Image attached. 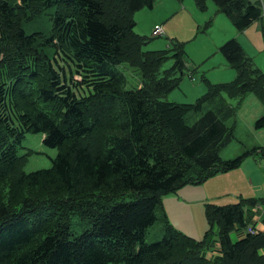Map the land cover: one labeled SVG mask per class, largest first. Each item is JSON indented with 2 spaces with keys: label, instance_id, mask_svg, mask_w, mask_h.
Segmentation results:
<instances>
[{
  "label": "trees",
  "instance_id": "obj_1",
  "mask_svg": "<svg viewBox=\"0 0 264 264\" xmlns=\"http://www.w3.org/2000/svg\"><path fill=\"white\" fill-rule=\"evenodd\" d=\"M207 1L196 4L203 10ZM212 1L239 33L255 22L264 32L260 1ZM156 2L0 0V264H264V230L254 222L258 215L264 223L263 197L206 203L201 240L176 229L163 206L165 196L235 170L260 151L224 160L235 139L227 119L215 110L192 125L186 118L221 93L255 92L264 103V73L234 38L219 48L236 71L233 82L209 85L195 103L166 101L189 66L180 43L143 50L149 39L136 33L135 14ZM49 9L50 35L26 34L23 22ZM169 59L174 64L161 76ZM66 67L76 86L75 72L82 76L86 95L69 85ZM255 128H264V115ZM27 134H42L58 150L50 169L23 170L28 158L18 149ZM128 192L134 201L109 206ZM74 212L88 221L79 235L68 222ZM158 212L164 236L147 243Z\"/></svg>",
  "mask_w": 264,
  "mask_h": 264
},
{
  "label": "rangeland",
  "instance_id": "obj_2",
  "mask_svg": "<svg viewBox=\"0 0 264 264\" xmlns=\"http://www.w3.org/2000/svg\"><path fill=\"white\" fill-rule=\"evenodd\" d=\"M7 1L13 4L20 2V0ZM250 1L253 3L260 1L261 3V0ZM183 3H185L187 10L193 16L188 11L183 12L179 8ZM217 10L212 0L208 1V7L203 10L198 8L196 0H157L153 10L142 9L136 12L135 20L137 24L135 31L138 35L149 39V42L143 48L144 51H164L169 48V44H172V42L180 43L184 46L183 50L187 55L189 68L185 70V75L179 88L170 92L165 98L166 101L180 104L195 103L206 96L210 90L209 85L214 86L234 81L235 78L216 81L217 77H226V69L233 73L236 72L228 67L225 58L219 53V48L223 44L234 39L233 37L229 38L230 29L232 32H235L236 29L231 26L230 20L225 15L220 13L223 16L217 17ZM52 13L53 9H49L29 20H25L22 26L26 34L42 33L45 36H49L53 27ZM169 13L171 14L169 15ZM168 15L172 17L166 20ZM167 22V28H165L164 26ZM160 26L164 28L166 36L154 37V30ZM252 28L253 30L248 29V33H246L250 39V45L245 43L243 36H237V38L238 40L242 38L241 42L246 44V54L251 60L253 59L254 68L264 73V32L262 24L255 22ZM219 42L222 43L220 46L217 45ZM238 42L240 43V41ZM52 52V50H48L49 54H52ZM173 64L174 61L169 59L161 68L160 75L162 76L164 71L171 68ZM121 69L129 79V86H136L138 78L135 79L133 70L128 66H123ZM66 73L67 75L69 74V68L67 67ZM203 76L206 77L208 83L205 82ZM70 78L71 74L68 75L67 82L73 87L74 91L78 95H86L87 86L83 84L82 76L75 72L73 77L74 82L81 84L79 86L71 82ZM210 110L220 113L223 118L227 119V124L234 128L235 139L222 150V159H234L245 152L254 150V148H259L260 151L251 153L249 157L244 159L239 168L222 176V182L225 187L220 201H216V193L212 196L210 195L212 190L199 187L196 188L193 194V201L187 204L189 207L179 204L176 200L168 202L169 205L165 210L171 224L196 239H202L208 229L204 204L213 203L226 206L238 203L240 198H262L264 196V153L262 152L264 151V128H255L256 120L264 115V103L255 92H248L236 98H231L226 93H221L217 97L204 102L202 112L189 114L186 118L187 123L189 125L194 124L202 113ZM226 116L229 117L227 118ZM43 138L42 134H27L18 149L20 156L26 155L28 158L23 168L26 173L50 169L53 166V160L56 159L58 150L45 146ZM203 192H210V194L206 193L204 195L207 196L206 198H211L206 203L201 200ZM135 199V193L128 192L111 200L109 206L131 202ZM83 221L87 222V224L84 225ZM68 222L76 235L81 234L88 226V221L78 212L71 213ZM202 227L204 231H202V235H199ZM198 235L200 236L199 238H197ZM163 236L164 220L160 212H158V220L147 230L145 240L147 243H153L161 240ZM232 240H239L237 233L232 234Z\"/></svg>",
  "mask_w": 264,
  "mask_h": 264
},
{
  "label": "crops",
  "instance_id": "obj_3",
  "mask_svg": "<svg viewBox=\"0 0 264 264\" xmlns=\"http://www.w3.org/2000/svg\"><path fill=\"white\" fill-rule=\"evenodd\" d=\"M14 1H16V0H14ZM209 1V0H208ZM208 1H207V6H208ZM157 3V2H156ZM156 5V4H155ZM179 8H181L182 10H183V12L184 11H188L189 13H190V15L191 16H193L192 15V13L189 11V10H187V6L185 5V3H183V4H181V7L179 6ZM154 9V8H153ZM152 9V10H153ZM217 12V17H219V16H223V15H220V13L218 12V11H216ZM171 13H169V15H170ZM168 15V17H166V20H168V19H170L172 16H169ZM231 22V21H230ZM167 24H168V22L165 24V28H167ZM232 24V23H231ZM156 26H158L157 24H156ZM231 26H234L233 24L231 25ZM253 26V25H252ZM252 26L250 27V28H248V29H250V30H253V28H252ZM160 27H162V26H160ZM163 28V27H162ZM168 28H169V26H168ZM235 28V27H234ZM230 29V28H229ZM236 29V28H235ZM234 29V30H235ZM247 29V30H248ZM163 30H164V28H163ZM247 30H245V31H243V32H241V33H239L237 30H235V32H232L231 31V29H230V33L231 34H229L230 36H229V38L230 37H233V38H236L237 40H238V38H237V36H243V39H244V41H245V43H249V45L251 44V42H250V39H249V37L246 35V33H248V31ZM169 32H170V28H169ZM236 35V36H235ZM166 36V33H165V31H164V36L163 37H165ZM228 39V38H227ZM242 39V38H241ZM241 39H239L238 41H240V44H241V46L243 47V49H244V51H245V53H247L246 52V44H243V42H241ZM222 43L221 42H219L217 45H221ZM255 50V49H254ZM226 60V59H225ZM227 62V61H226ZM227 65H228V67L231 69V67L229 66V64H228V62H227ZM227 67V68H228ZM225 73H226V77L225 78H219V77H217L218 79H216V81L217 82H219V81H223V80H231V79H234V78H236V72L235 73H233V72H231V71H228L227 69H226V71H225ZM222 74V73H221ZM263 113H264V111H263ZM229 173V172H228ZM228 173H225V174H219V175H217V176H214V177H212V178H210L209 180H207L205 183H203V184H201V185H188V186H185V187H183L182 189H180L177 193H175V194H171V195H169V196H166V197H164L163 198V206H164V210H165V208L166 207H168V205H169V203L168 202H171L172 200H176L179 204H181V205H186L187 207H189L187 204H189V203H191L193 200V194H194V192H195V190H196V188H209L210 190H212V194H210V192H203V197L201 198V200H202V202L204 201V203H206L207 201H209L211 198H206L207 196H204L206 193L207 194H210L211 196L214 194V193H216V201H220V198H221V194H222V192H223V190H224V187H225V185H224V183L222 182V176L223 175H227ZM210 196V197H211ZM263 198H264V196H262ZM204 206H205V204H204ZM165 212H166V210H165ZM167 214V213H166ZM167 216H168V214H167ZM168 218H169V216H168ZM170 220V219H169ZM262 218H261V216H255V218H254V222H256V229L257 230H264V223H262ZM173 225V224H172ZM174 226V225H173ZM175 227V226H174ZM176 228V227H175ZM177 229V228H176ZM179 230V229H178ZM181 231V230H180ZM202 231H204L203 230V227H202V230H201V233L199 234V235H202ZM207 231V230H206ZM205 231V232H206ZM197 236V238H199L200 236ZM205 235V234H204ZM189 236V235H188ZM190 237H192V236H190ZM204 237V236H203ZM193 238V237H192ZM196 239V238H195ZM197 240H201V239H197Z\"/></svg>",
  "mask_w": 264,
  "mask_h": 264
},
{
  "label": "built area",
  "instance_id": "obj_4",
  "mask_svg": "<svg viewBox=\"0 0 264 264\" xmlns=\"http://www.w3.org/2000/svg\"><path fill=\"white\" fill-rule=\"evenodd\" d=\"M261 5H262V8H263V17H264V1L263 0H261ZM263 21H264V19H263ZM153 35L155 37L164 36L163 28L162 27H158L157 29H155L154 32H153ZM250 231H252V230L250 229Z\"/></svg>",
  "mask_w": 264,
  "mask_h": 264
}]
</instances>
